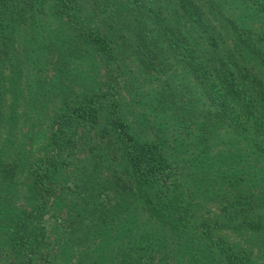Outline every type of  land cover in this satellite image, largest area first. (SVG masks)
<instances>
[{
	"label": "trees",
	"instance_id": "obj_1",
	"mask_svg": "<svg viewBox=\"0 0 264 264\" xmlns=\"http://www.w3.org/2000/svg\"><path fill=\"white\" fill-rule=\"evenodd\" d=\"M35 7L109 67L63 94L40 154H0V264H264V0H0L1 45Z\"/></svg>",
	"mask_w": 264,
	"mask_h": 264
},
{
	"label": "rangeland",
	"instance_id": "obj_2",
	"mask_svg": "<svg viewBox=\"0 0 264 264\" xmlns=\"http://www.w3.org/2000/svg\"><path fill=\"white\" fill-rule=\"evenodd\" d=\"M46 9L40 14L39 8L35 7L31 12L33 15L20 26L10 42L0 44V70L6 75L3 94L5 116L18 120L14 131L7 121L2 123V137L9 136V139L5 141L0 154L12 158L23 157L28 152L34 157L40 154L47 137L49 116L63 94L80 93L97 87L102 74L109 67L89 48L81 46L73 38L70 41L71 31L64 29ZM57 30H60L58 36ZM125 95L126 99L129 96L137 98L129 86L125 87ZM127 103L131 107L139 106L135 102ZM134 110L132 113L135 114ZM144 132L162 145L163 135L159 128L145 125ZM75 163L79 164L78 161ZM72 170L73 166H64L56 175L57 181L62 179V173L67 174ZM63 183V189L70 192L71 182L63 180ZM61 192L62 189H59L55 204L52 203L43 215L46 227H53L56 233L67 229L66 221L60 224V220L66 219L69 223L70 214H73L70 209L67 211L68 204ZM8 205L13 210L16 207L15 212H18L17 202H9ZM4 212H7L6 209ZM233 237L238 238L236 235Z\"/></svg>",
	"mask_w": 264,
	"mask_h": 264
}]
</instances>
